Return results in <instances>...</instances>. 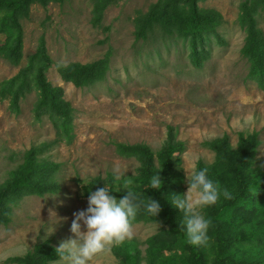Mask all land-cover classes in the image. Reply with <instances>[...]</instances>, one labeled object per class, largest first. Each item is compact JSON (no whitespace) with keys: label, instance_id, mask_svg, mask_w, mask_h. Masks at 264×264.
I'll list each match as a JSON object with an SVG mask.
<instances>
[{"label":"rangeland","instance_id":"rangeland-1","mask_svg":"<svg viewBox=\"0 0 264 264\" xmlns=\"http://www.w3.org/2000/svg\"><path fill=\"white\" fill-rule=\"evenodd\" d=\"M157 1L105 0L95 5L92 0H62L47 7L32 4L27 18L19 21L21 57L12 65L0 54V90L27 67L43 37L52 60L46 78L63 89L64 99L74 109V139L67 145L58 140L47 117L36 120L35 89L19 101L17 113L11 109V94H0V185L16 178L25 151L42 144L48 147L39 159L58 165L54 180L59 185L56 194L25 197L13 207L10 222L0 225V264L25 255L46 240L56 249L60 242L75 239L70 231L73 213L86 210L88 197L82 187L95 177L105 181L106 175L112 174L125 195L126 191L142 197L152 195L151 179L138 173L135 158L118 156L116 144L147 145L158 170V153L167 126L174 127L177 139L185 146L177 158L183 176L182 196L187 192L186 174L191 165L197 167L202 161L210 166L214 162V154L203 146L205 141L226 134L235 149L239 133L256 132L259 147L252 168L264 163V89L249 78V64L241 54L245 33L237 19L242 0L199 3L201 9L221 15L217 34L224 42L220 45L211 40L209 57L201 68L190 63L186 43L158 28L147 39L136 40V19L145 16ZM2 17L0 13V23ZM257 22L264 33V11ZM5 37L0 34L1 48ZM108 51L109 70L101 82L75 88L61 78L60 69L75 70L103 58ZM133 228V238L124 241L137 244L141 264H146L147 240L159 232L161 224L138 223ZM118 244L93 264H118L113 255ZM203 249L211 259L214 243L208 240ZM177 253V249L169 254L164 251L167 257Z\"/></svg>","mask_w":264,"mask_h":264},{"label":"trees","instance_id":"trees-1","mask_svg":"<svg viewBox=\"0 0 264 264\" xmlns=\"http://www.w3.org/2000/svg\"><path fill=\"white\" fill-rule=\"evenodd\" d=\"M62 0H0V34H5V46L0 54L12 65H17L21 57V28L19 21L27 18L32 4L47 7L50 3ZM95 5L105 0H92ZM206 0H158L142 18L135 21L136 40L147 39L160 29L165 35L186 43L189 60L194 68H201L209 57L207 49L214 38L217 44H224L217 34L221 15L212 9H201L199 3ZM264 11V0H242L239 6L238 24L244 31L242 56L249 64L248 76L258 88L264 89V33L258 27L257 17ZM110 51L103 58L87 65L60 69L64 82L75 88H87L105 79L109 70ZM52 66L47 54L45 41L40 37L36 52L28 59L27 67L6 82L0 94H11V109L19 111V101L31 90L37 91V101L33 107L36 120L47 117L58 140L70 145L74 139V109L64 99L61 87L53 86L46 78ZM203 146L214 154V162L205 166L197 162V170L207 169L208 178L219 186L220 198L216 204L205 207L204 215L211 220L208 230L209 240L214 243L211 259L201 246L188 244L184 225V213L172 204L174 195L182 196L183 176L178 169V157L184 152V143L177 139L176 129L167 126V134L158 153V170L150 148L145 144H116L115 151L123 158H135L139 163L138 173L150 178L158 173L162 180L159 190L152 189L150 197L161 206L160 213L154 218L141 208L133 225L138 223H159L161 229L148 238L145 252L146 264H264V163L256 168L252 164L258 153V133H239L235 149L230 145L228 135L205 141ZM48 147L42 144L31 147L23 154L22 163L17 168L13 181L0 185V225L10 222L12 209L25 197H42L56 194L59 185L54 180L58 165L39 159ZM226 180L223 187L221 182ZM108 183L118 200L125 195L122 184L115 182L112 174L105 181L95 177L83 186L88 197L90 191ZM223 184V183H222ZM228 190L232 198L225 199L223 190ZM178 250L177 254L166 256L164 251ZM113 255L118 264H141L143 258L134 241H124L115 246ZM56 256L50 240L34 245L23 256L6 259V264H51Z\"/></svg>","mask_w":264,"mask_h":264},{"label":"clouds","instance_id":"clouds-1","mask_svg":"<svg viewBox=\"0 0 264 264\" xmlns=\"http://www.w3.org/2000/svg\"><path fill=\"white\" fill-rule=\"evenodd\" d=\"M186 181L187 192L183 196L174 195L172 204L184 213L183 227L188 244L205 245L209 240L211 220L205 217L202 209L216 204L221 191L208 178L207 169L197 170L195 163L187 172ZM161 186L162 180L157 173L151 177L150 189L159 190ZM111 193L107 186L90 191L86 210L73 213L70 231L75 239L60 242L55 249L58 258L52 264H93L98 256L109 253L114 244L133 238V221L141 208L154 218L161 211L158 201L139 199L132 191H126L119 200ZM222 194L225 199L232 198L226 189Z\"/></svg>","mask_w":264,"mask_h":264}]
</instances>
